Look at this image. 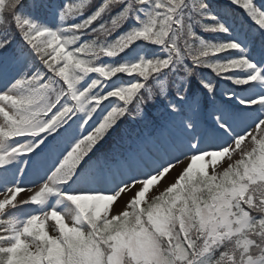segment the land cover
I'll use <instances>...</instances> for the list:
<instances>
[{
    "label": "snow or ice",
    "instance_id": "obj_1",
    "mask_svg": "<svg viewBox=\"0 0 264 264\" xmlns=\"http://www.w3.org/2000/svg\"><path fill=\"white\" fill-rule=\"evenodd\" d=\"M0 264H264V0H0Z\"/></svg>",
    "mask_w": 264,
    "mask_h": 264
}]
</instances>
